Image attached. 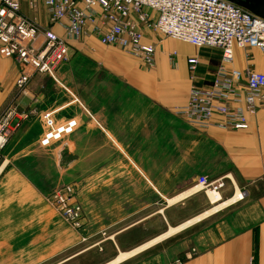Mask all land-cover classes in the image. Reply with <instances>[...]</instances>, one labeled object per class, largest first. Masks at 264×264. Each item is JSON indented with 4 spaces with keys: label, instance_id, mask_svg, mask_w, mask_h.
<instances>
[{
    "label": "crops",
    "instance_id": "1",
    "mask_svg": "<svg viewBox=\"0 0 264 264\" xmlns=\"http://www.w3.org/2000/svg\"><path fill=\"white\" fill-rule=\"evenodd\" d=\"M23 11L40 24L49 26L42 3L35 12L24 1ZM52 29L65 36L62 26L56 24ZM144 36L145 42L156 45L159 58L170 50L167 42L158 44L155 37L159 35L152 31L146 29ZM69 41L72 45L74 40ZM93 45L100 46V43L88 37L86 46ZM185 50L184 54L175 50L177 58L181 56L183 61L179 68L160 67L154 73L155 76L150 77L153 82L148 84L149 89H145L148 93H117L111 96V101L108 95V105L103 107L107 113L106 125L102 127L103 167L109 173L111 170L117 172L113 180L108 179L112 186L118 188L117 199L113 201L119 206L131 202L136 204L134 216L140 219L134 225L123 227L86 249H94L102 242L104 249L110 251V255L97 264H107L120 254L129 253L157 238L158 235L146 241L139 239L126 243L123 236L142 220L159 215L167 222L161 235L167 234L171 228H178L198 217L200 219L164 238L163 241L169 243L182 235L184 240L173 246V249H168L167 254L160 256V259L152 255L141 259L143 253L152 252L157 243L118 264H170L178 259L183 264H264V103L258 113L250 118L249 128L245 130L216 126L200 129L191 126L174 113L176 107L186 104L190 95L187 59L199 56V69L210 74V77L203 78L201 84L208 85L221 63V51L202 49L196 53L187 46ZM247 54H251L250 59ZM232 67L242 71L252 67L264 72V57L262 53L258 54L251 49L236 48ZM152 69H157V63ZM19 71L14 58L0 54V98L3 102L14 95L12 104L22 108V112H27V107L38 105L39 98L35 102L33 97L37 95L39 85L34 83L45 75H37L28 86V95H22L15 85ZM122 98L126 105L129 104L123 118L121 112L125 106L119 109V113L117 111V103ZM125 117L134 124L132 131L127 129ZM16 123L4 148L9 164L2 173L0 168V184L14 178V171L28 170L29 167L19 163L38 161L35 157L43 153L41 149L47 148L41 146L48 131L44 118L28 115L17 119ZM202 175L213 181L224 182L220 190L221 200L218 201L219 204L224 203L222 207L215 210L217 202L211 201V204L205 192L195 191L196 181ZM239 193L243 195L242 198ZM7 198L0 193V204L6 202ZM137 204L146 205L138 207ZM83 209L86 230L84 206ZM147 210L148 214L142 216L141 213ZM4 214L0 210V264H28L29 255L26 251L29 250V232L23 229L21 236L14 238L13 221L3 227L8 223V220H2ZM16 255L22 258L26 255L27 261L16 262ZM69 259L73 258L69 257L65 261Z\"/></svg>",
    "mask_w": 264,
    "mask_h": 264
},
{
    "label": "built area",
    "instance_id": "2",
    "mask_svg": "<svg viewBox=\"0 0 264 264\" xmlns=\"http://www.w3.org/2000/svg\"><path fill=\"white\" fill-rule=\"evenodd\" d=\"M24 1L35 12L42 3L49 26L25 14ZM56 24L65 36L52 29ZM146 29L197 48L221 51V63L208 85L201 84L199 56L188 57L190 95L186 104L176 107V115L200 129L249 128L250 118L264 103V72L252 67L242 71L232 64L236 48H257L264 57V19L250 11L228 0H0V54L17 61L20 71L15 85L22 95H28V86L37 75H52L67 59L72 49L69 39L93 37L100 45L119 46L154 68L157 48L144 41ZM177 56V51L169 53L171 61ZM27 116V112L20 116L14 104L0 115V160L16 120ZM47 125L52 127L41 141L43 146L72 133L77 122L54 126L48 118ZM223 187V181L205 175L194 186L196 192H205L211 204L209 194H220ZM48 200L73 229L85 228L84 209L72 184L55 189Z\"/></svg>",
    "mask_w": 264,
    "mask_h": 264
},
{
    "label": "rangeland",
    "instance_id": "3",
    "mask_svg": "<svg viewBox=\"0 0 264 264\" xmlns=\"http://www.w3.org/2000/svg\"><path fill=\"white\" fill-rule=\"evenodd\" d=\"M155 38L158 44L162 41L167 42L166 45L170 49L160 58L157 52L155 70L119 46L88 47L86 46L88 37L85 36L73 41L67 59L52 75L44 76L34 83L39 85V90L33 99L36 102L39 98V102L37 106L27 107L29 116H39L42 119L46 116L44 120L48 130L52 127L47 125L48 118L53 119L54 126H60V122L64 125L70 120H75L77 125L72 137L68 138L72 135L70 133L44 146L47 148L41 149L40 152L43 153L35 157L39 159L38 161L18 162L29 169L14 171V178L0 184V193L8 197L6 202L0 204L1 212L5 213L1 219L8 220L3 227L9 226L10 221H13L14 238L20 237L23 229L29 232V250L26 251L29 255L28 264L100 263L110 255V251L104 249V243L101 242L89 251L86 249L108 238L115 231L134 225L140 219L137 215L134 216L136 204L131 202L119 206L113 201L117 199L118 188L112 186L108 179L113 180L117 172L111 170L109 173L103 167L102 127L106 125L107 120V113L105 114L103 107L108 105V95L111 101V96L117 93L124 95L148 93L145 89H149L148 84L153 82L150 77L155 76L154 73L160 67L179 68L183 62L181 56L176 61H171L168 55L170 51L178 49L184 54L185 46L196 53H200L202 49L220 51L214 47L197 48L160 35ZM251 50L261 54L257 48ZM210 72L213 73V70ZM199 73L203 78L210 77L208 71L199 69ZM214 75L215 73L212 79ZM13 98L14 95L3 102L0 98V115L9 109ZM117 104L118 113L119 109L125 106L121 112L123 118L124 113H127L125 108L129 104H125L124 98ZM22 111L23 109L19 108L18 114ZM125 119L127 129L132 131L135 128L134 124L126 117L124 122ZM5 149L0 160L1 173L9 164L4 155ZM65 184H72L76 188L77 197L86 210V230L73 229L48 200L52 191ZM144 205L146 204H137L138 207ZM148 212L149 210L143 211L141 215ZM166 225L167 222L162 215L142 220L123 236L124 241L126 243L139 239L146 241L150 237L159 236ZM182 237L180 235L169 243L163 240L158 242L152 252L146 251L141 259L149 255L160 259V256L167 254L168 249H173V246L182 242L184 240ZM20 256L16 255V262H24L25 259L27 261L26 255L25 258ZM69 257L73 259L65 261Z\"/></svg>",
    "mask_w": 264,
    "mask_h": 264
},
{
    "label": "bare ground",
    "instance_id": "4",
    "mask_svg": "<svg viewBox=\"0 0 264 264\" xmlns=\"http://www.w3.org/2000/svg\"><path fill=\"white\" fill-rule=\"evenodd\" d=\"M196 189V188H195ZM194 189V190H195ZM239 196L242 198L243 197V195L242 194H240L239 193ZM209 197H210V199H212L211 201L212 202H217V206L215 207V210L217 209V208H219V207H222V205L224 204V203H220L219 204V200H220V194L219 193H217V192H215V193H210L209 194ZM200 219V217H198V218H196L195 220H193V221H191V222H189V223H186V224H183V225H181L180 227H178V228H174V229H170V231L167 233V234H165V235H161V236H159V237H157V238H155V239H153V240H151V241H148V242H146V243H144V244H142L141 246H139V247H137L136 249H134V250H132L131 252H129V253H123V254H120L116 259H114L113 261H110L109 263H107V264H118L119 262H121V261H123L124 259H126V258H128V257H130V256H133L134 254H137V253H139V252H142V251H144V250H146V249H148V248H150V247H152V246H154L155 244H157L158 242H160L161 240H163L164 238H166V237H168V236H170V235H172V234H174V233H176V232H178V231H180V230H183V229H185L186 227H188L189 225H191L192 223H194V222H196L197 220H199Z\"/></svg>",
    "mask_w": 264,
    "mask_h": 264
},
{
    "label": "water",
    "instance_id": "5",
    "mask_svg": "<svg viewBox=\"0 0 264 264\" xmlns=\"http://www.w3.org/2000/svg\"><path fill=\"white\" fill-rule=\"evenodd\" d=\"M264 19V0H228Z\"/></svg>",
    "mask_w": 264,
    "mask_h": 264
},
{
    "label": "trees",
    "instance_id": "6",
    "mask_svg": "<svg viewBox=\"0 0 264 264\" xmlns=\"http://www.w3.org/2000/svg\"><path fill=\"white\" fill-rule=\"evenodd\" d=\"M256 247H257V245H256Z\"/></svg>",
    "mask_w": 264,
    "mask_h": 264
}]
</instances>
